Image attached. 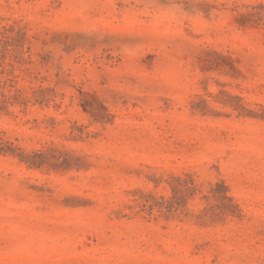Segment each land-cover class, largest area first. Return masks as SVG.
<instances>
[{
    "label": "rangeland",
    "instance_id": "1",
    "mask_svg": "<svg viewBox=\"0 0 264 264\" xmlns=\"http://www.w3.org/2000/svg\"><path fill=\"white\" fill-rule=\"evenodd\" d=\"M0 264H264V0H0Z\"/></svg>",
    "mask_w": 264,
    "mask_h": 264
}]
</instances>
